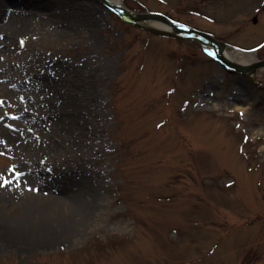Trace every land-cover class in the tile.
Listing matches in <instances>:
<instances>
[{"label": "rangeland", "instance_id": "374dc122", "mask_svg": "<svg viewBox=\"0 0 264 264\" xmlns=\"http://www.w3.org/2000/svg\"><path fill=\"white\" fill-rule=\"evenodd\" d=\"M68 1L0 12V264H264V69ZM123 3L264 58V0Z\"/></svg>", "mask_w": 264, "mask_h": 264}, {"label": "water", "instance_id": "95a60500", "mask_svg": "<svg viewBox=\"0 0 264 264\" xmlns=\"http://www.w3.org/2000/svg\"><path fill=\"white\" fill-rule=\"evenodd\" d=\"M100 1L109 10L114 11L123 20L131 24L140 25L141 23H145L147 21L157 20V21L164 23L166 26L172 28L173 31L176 32V33L161 32L163 34H169V35L199 40L206 50H207V46L214 48L215 51L213 53L208 50L207 51L211 56L215 57V59L219 61L221 64L253 80L256 77L257 69L264 67V60L253 62L248 65H243V64H239L237 62L227 59L223 55V51L225 49H233L232 46L224 44L220 41H217L213 37L205 33H202L198 30H195L189 26L175 22L174 20L168 18L167 16H164L162 14H153V13L138 14V13H134V12L127 10L123 6L116 5L111 0H100ZM155 32H158V31H155Z\"/></svg>", "mask_w": 264, "mask_h": 264}, {"label": "bare ground", "instance_id": "6f19581e", "mask_svg": "<svg viewBox=\"0 0 264 264\" xmlns=\"http://www.w3.org/2000/svg\"><path fill=\"white\" fill-rule=\"evenodd\" d=\"M12 2L14 3L13 5H11V7H8L6 6V3L7 2ZM0 0V12H2L4 14V16L8 17L10 14H7V10H12V11H17L19 9H22V8H25L27 6H31V2L34 3V1H38V0ZM51 4H54L55 6H57L58 9H60L59 11H61V15L63 16H68L69 15L67 14V11L70 10V3H68L69 1L68 0H48ZM112 2H114L115 4H119V5H124L123 3V0H111ZM80 3V2H79ZM8 4V3H7ZM25 4V5H24ZM16 5V6H14ZM18 5H20L18 7ZM23 5V6H22ZM80 5H82V3H80ZM14 6V7H13ZM25 6V7H24ZM1 18H0V22L2 19V14H0ZM6 17V18H7ZM10 17V18H9ZM8 19L6 20V25L10 28V29H13L12 31H16L15 28L16 26L18 25V23H24L26 22L25 19H16V18H13L12 16H9ZM64 19H66L64 17ZM67 23V21H64ZM69 22V20H68ZM151 27H153L155 30L159 31V32H168V33H173V29L166 26L164 23L160 22V21H157L155 20L154 24L150 25ZM236 53H239V52H236V51H233L231 49H225L224 50V55L227 56V58L229 59H232V60H235L237 61L238 59L236 58ZM241 54L242 56L248 58V55L249 54H246V53H239ZM249 59H247V62L246 63H249ZM242 110H246V108H240ZM4 135H5V138H10V136H14L16 137L14 134L12 133H8L6 131L3 132ZM5 142L7 144H9V146H11L12 150L14 151H17V150H22L21 153L24 151L25 146L24 144L20 145V146H16V144L18 143L17 140H5ZM28 146H32V150L33 151H39L40 148L33 145V144H30ZM41 174V172H39ZM71 194H74V193H63L62 195H59V198H56V199H52L51 201V205L52 206H55V207H62L64 206L63 202L69 206V208H67V210L72 212V213H79L80 211L82 212L81 214L83 215L86 211V206H88V200H87V197L85 195H80V196H73ZM65 207V206H64Z\"/></svg>", "mask_w": 264, "mask_h": 264}, {"label": "snow or ice", "instance_id": "6c2138e0", "mask_svg": "<svg viewBox=\"0 0 264 264\" xmlns=\"http://www.w3.org/2000/svg\"><path fill=\"white\" fill-rule=\"evenodd\" d=\"M261 47H264V45H261ZM0 103H2V101H0ZM241 115H243V113H241ZM13 172L16 173V169H13ZM16 174L20 175V173H16ZM10 182L11 181H9L7 177H5L4 180H3V185L6 186Z\"/></svg>", "mask_w": 264, "mask_h": 264}]
</instances>
